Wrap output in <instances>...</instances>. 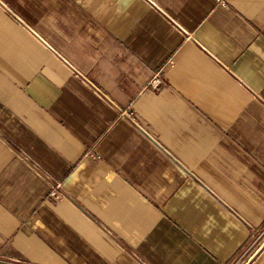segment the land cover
<instances>
[{
  "label": "crops",
  "instance_id": "obj_1",
  "mask_svg": "<svg viewBox=\"0 0 264 264\" xmlns=\"http://www.w3.org/2000/svg\"><path fill=\"white\" fill-rule=\"evenodd\" d=\"M0 264H264V0H0Z\"/></svg>",
  "mask_w": 264,
  "mask_h": 264
},
{
  "label": "built area",
  "instance_id": "obj_2",
  "mask_svg": "<svg viewBox=\"0 0 264 264\" xmlns=\"http://www.w3.org/2000/svg\"><path fill=\"white\" fill-rule=\"evenodd\" d=\"M152 82H154V83H159V81H158V79L157 78H155V79H153L152 80ZM157 84H155V85H157ZM130 113V112H129ZM130 115V114H129ZM61 184H56V187L55 188H60L61 186H60ZM51 196H53L55 199H60L61 197H62V194L61 193H57L56 191H51Z\"/></svg>",
  "mask_w": 264,
  "mask_h": 264
}]
</instances>
